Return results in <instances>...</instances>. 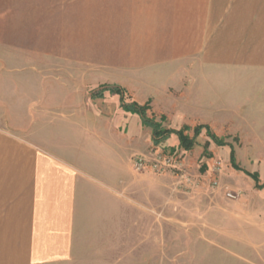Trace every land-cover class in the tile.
Segmentation results:
<instances>
[{"label":"rangeland","instance_id":"rangeland-1","mask_svg":"<svg viewBox=\"0 0 264 264\" xmlns=\"http://www.w3.org/2000/svg\"><path fill=\"white\" fill-rule=\"evenodd\" d=\"M126 1L0 0V64H15L19 74L33 71L38 94L61 96L52 103L56 109H105L114 118L118 103L108 92L103 100L90 97L101 85L118 86L126 103L139 104L150 86L159 90L164 82L163 67L154 66L160 59L132 51L120 12ZM248 79L217 75L212 93L250 94ZM151 102H145L146 115L161 128L186 126L184 134L192 138L193 128L204 125L223 145L205 129L187 150L175 135L154 144L152 128L142 126L139 117L129 124L132 129L119 127L117 137L126 144L118 142L122 153L116 188L106 203L110 212L100 226L85 227L71 258L51 264H264V117L188 111L189 122L180 125L174 106L159 113ZM156 155H170L176 168L134 166L137 159L149 162Z\"/></svg>","mask_w":264,"mask_h":264},{"label":"crops","instance_id":"crops-1","mask_svg":"<svg viewBox=\"0 0 264 264\" xmlns=\"http://www.w3.org/2000/svg\"><path fill=\"white\" fill-rule=\"evenodd\" d=\"M120 12L132 51L164 69L162 86L148 85L140 103L151 100L165 114L174 106L180 125L188 111L264 117V0H127ZM30 74L0 64V264L71 258L85 227L100 226L110 212L118 142L126 144L116 132L138 117L109 93L118 103L114 118L105 109H56L61 96L38 94ZM217 75L249 77L250 94L214 95Z\"/></svg>","mask_w":264,"mask_h":264},{"label":"trees","instance_id":"trees-1","mask_svg":"<svg viewBox=\"0 0 264 264\" xmlns=\"http://www.w3.org/2000/svg\"><path fill=\"white\" fill-rule=\"evenodd\" d=\"M105 92H108L109 94L112 95H117L119 97L120 107L123 109V111L133 115H137L140 118L142 126H147L152 128L151 140L153 141L154 144L159 143L161 140L166 139L170 135H175L178 137L179 146L187 150L190 149L191 146L193 145V138L199 134L201 129H205L207 136L210 137L211 140H213L218 145H223L221 140L217 139L214 135H211L208 127L204 125L203 126L198 125L193 128L194 135L192 138H189L187 135L184 134V132L188 130V127L186 126L179 130L161 128L160 123L155 122L153 119L147 117L146 112L147 110H149V106L147 103L143 105H139L136 102L126 103L124 99V90L118 86L108 88L107 86L101 85L99 90L91 93V97L101 98ZM248 176H250L254 181L256 182L258 181L256 175L251 176L249 174Z\"/></svg>","mask_w":264,"mask_h":264},{"label":"built area","instance_id":"built-area-1","mask_svg":"<svg viewBox=\"0 0 264 264\" xmlns=\"http://www.w3.org/2000/svg\"><path fill=\"white\" fill-rule=\"evenodd\" d=\"M134 166L137 169H147L151 168L153 170L161 171L168 168H176V162L169 155H156L154 160L149 162L146 159L139 158L134 162Z\"/></svg>","mask_w":264,"mask_h":264}]
</instances>
